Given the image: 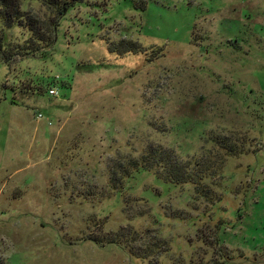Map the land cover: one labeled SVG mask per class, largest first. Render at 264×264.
I'll return each instance as SVG.
<instances>
[{"label":"rangeland","instance_id":"rangeland-1","mask_svg":"<svg viewBox=\"0 0 264 264\" xmlns=\"http://www.w3.org/2000/svg\"><path fill=\"white\" fill-rule=\"evenodd\" d=\"M0 31V264H149L93 241L126 229L159 264H264V0H84L36 51ZM164 151L192 181L131 170Z\"/></svg>","mask_w":264,"mask_h":264},{"label":"trees","instance_id":"trees-1","mask_svg":"<svg viewBox=\"0 0 264 264\" xmlns=\"http://www.w3.org/2000/svg\"><path fill=\"white\" fill-rule=\"evenodd\" d=\"M44 5L53 9L55 12V19L50 21L51 26L49 24V32L53 31L52 37L50 35H43L42 28L38 23V19L28 14L22 8V0H0V23L3 25V28H11L13 26H19L25 28L31 34V46H28L29 49H33L36 51V48L33 47L35 43L38 41H42L46 44L53 43L55 40V31L60 23L62 17L66 15V13L73 9L77 4L82 3L84 0H40ZM2 29V28H1ZM2 31H0V54L3 58L6 57V53L9 49H5ZM140 45L137 42L130 41V47L126 46L121 47L117 53H124L128 51H138L140 50ZM116 52L114 46H110V49ZM119 53V54H120ZM8 56V55H7ZM229 151L233 152L232 149ZM180 163L174 157V155H169L167 151L158 152V154L151 156H143L141 161H132L130 163L131 170L137 171L138 169L142 170H151L154 169L157 177L163 179L165 182L170 183H184L187 181H192L193 177L196 176V172L191 171L190 163ZM131 171L129 167L124 168V172L122 175L129 176ZM202 178V177H201ZM120 184L121 181H118ZM126 232H122L120 234H115L112 237H104L102 236L100 239H93V241L101 242V243H110V244H122L124 247H128L131 249L130 254L136 258L141 259H149V264H159L158 256L160 253L167 252L169 247L165 244L164 241L157 238L153 240L151 236L143 233L141 235L140 232H137L132 229H126ZM146 235V236H145ZM143 236V237H142ZM127 239V240H126ZM137 239H141V241L134 245ZM122 240H125L123 242ZM214 241L217 242L218 245H221L218 238H215ZM223 258L231 259V256L223 255ZM225 262V261H224ZM207 264V263H205ZM209 264H214L210 262ZM216 264V263H215Z\"/></svg>","mask_w":264,"mask_h":264},{"label":"built area","instance_id":"built-area-1","mask_svg":"<svg viewBox=\"0 0 264 264\" xmlns=\"http://www.w3.org/2000/svg\"><path fill=\"white\" fill-rule=\"evenodd\" d=\"M49 93H51L52 95H55V94H57L58 92H57V90L55 89V88H50L49 89ZM40 116H42V114H39Z\"/></svg>","mask_w":264,"mask_h":264}]
</instances>
